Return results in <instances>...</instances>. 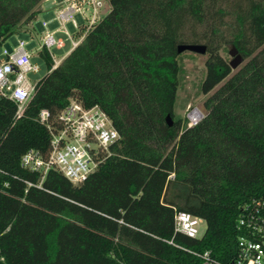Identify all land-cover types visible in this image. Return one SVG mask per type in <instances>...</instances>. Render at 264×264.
<instances>
[{"label": "trees", "instance_id": "obj_1", "mask_svg": "<svg viewBox=\"0 0 264 264\" xmlns=\"http://www.w3.org/2000/svg\"><path fill=\"white\" fill-rule=\"evenodd\" d=\"M108 10L47 72L20 115L0 95V264H220L237 255L240 206L264 199V0H107ZM42 0H0V46L37 18ZM206 44V112L175 118L178 46ZM244 62L233 71L221 49ZM73 97L98 104L120 132L80 183L46 156L53 121ZM172 116L169 124L166 115ZM205 221L203 235L175 231V212Z\"/></svg>", "mask_w": 264, "mask_h": 264}, {"label": "built area", "instance_id": "obj_2", "mask_svg": "<svg viewBox=\"0 0 264 264\" xmlns=\"http://www.w3.org/2000/svg\"><path fill=\"white\" fill-rule=\"evenodd\" d=\"M105 2L61 0L56 8V18L61 25L72 21L79 28L76 20V14L79 13L83 19L81 25L86 32L101 17ZM42 24L46 27L47 21L44 20ZM42 41V46L52 53L55 66L60 61L51 47H62L63 40L56 37L54 31L46 30ZM27 43L24 38H18L11 49L2 47L0 51V95L16 102L17 115L21 114L35 87V81L29 79L28 73L39 70L38 65L32 61L31 51L26 48ZM67 104L53 121L47 109L40 111L39 120L46 125L51 136L49 152L42 156L38 150L30 149L22 155L21 162L31 170L43 173L55 167L72 182L80 183L98 167L102 154L117 142L120 132L98 104L87 107L73 97ZM185 117L188 125L192 126L200 121L202 113L199 108L189 106ZM239 213L236 227L241 235L237 242V255L230 264H264V199L245 202L240 206ZM174 215L175 231L194 237L203 235L201 223L204 220L201 217L180 210ZM197 254L202 257L204 264H220L209 249Z\"/></svg>", "mask_w": 264, "mask_h": 264}, {"label": "rangeland", "instance_id": "obj_3", "mask_svg": "<svg viewBox=\"0 0 264 264\" xmlns=\"http://www.w3.org/2000/svg\"><path fill=\"white\" fill-rule=\"evenodd\" d=\"M108 5H109L108 1L106 0L104 7L102 8V12H101L102 14L107 12ZM79 17L80 15L78 16V18ZM42 18H44V16L40 14L35 19V22L39 24ZM69 26L71 27L70 24ZM82 28H84V26H82ZM15 37L16 35L13 34V36L8 39L13 40ZM26 48L29 49V51H32L33 49L31 44L27 45ZM51 48L57 54V56H60L66 50L64 49L62 51H59L57 50V48H55V46H52ZM230 49H231V45H227L226 47L221 49V53L227 59V61H230L232 59V56L229 53ZM206 57H207V52L201 54L189 49L183 50V52L179 54L178 62L181 65V71L178 75L179 87L177 91L176 104H175V118H181V120L184 121L189 106L199 108L203 117L206 112L205 101H204L205 98L208 95H210L215 89H217L220 85H222V83L224 82L225 79L222 80V83L217 85L214 89H212L208 93L202 92L201 81L203 80V77L206 72V63H205ZM32 61L35 64H37L39 67L38 71L33 70L28 73L29 79L33 82L41 78L47 72V68L44 66L43 63L35 60L33 58V54H32ZM244 62H246L245 59L242 61V63H240L238 67L234 68L232 72L240 68V66ZM205 225H206L205 221H202L201 226L203 229H205Z\"/></svg>", "mask_w": 264, "mask_h": 264}, {"label": "crops", "instance_id": "obj_4", "mask_svg": "<svg viewBox=\"0 0 264 264\" xmlns=\"http://www.w3.org/2000/svg\"><path fill=\"white\" fill-rule=\"evenodd\" d=\"M61 0H42L41 2V12L38 14V16L41 14L44 16L42 18L41 22L38 24L37 22L33 21L31 24L25 26L22 30L23 32L15 33L16 37L11 40L7 39L1 46L0 51L2 50V47H6L8 49H11L13 45L17 43L18 38H24L28 43L27 45H32V51L33 58H35L38 55L39 50L42 47V40L43 36L46 30H52L54 31V34L56 37L61 38L64 42V45L62 47H56L57 50L62 51L64 49L65 52H63L60 56H57V54L54 52L55 57L57 60H61L63 57H65L70 50L73 48V46L82 39L84 36V28H82L83 25V19L79 13L76 14V20L80 25V28H77L72 21L66 22L63 25L60 24L58 19L56 18L57 13V6ZM80 15L79 19L78 16ZM37 16V17H38ZM47 21V26L44 27L42 22ZM71 25V27L69 26ZM68 31L69 33H66ZM66 36V37H64ZM75 42H73V40ZM7 45V46H5ZM36 60V59H35ZM38 61V60H37Z\"/></svg>", "mask_w": 264, "mask_h": 264}, {"label": "water", "instance_id": "obj_5", "mask_svg": "<svg viewBox=\"0 0 264 264\" xmlns=\"http://www.w3.org/2000/svg\"><path fill=\"white\" fill-rule=\"evenodd\" d=\"M192 50L198 53H205L207 50V45L206 44H193V43H183L179 44L178 46V52L181 53L183 50ZM230 55L232 56V59L229 61L231 64V67L234 69L242 63L244 60L243 55L238 52V49L235 46H231V49L229 51ZM166 120L168 121L169 124L173 123L172 116L168 113L166 115Z\"/></svg>", "mask_w": 264, "mask_h": 264}]
</instances>
